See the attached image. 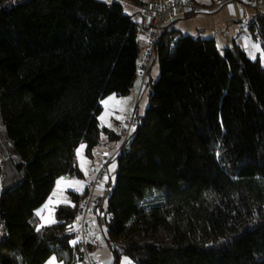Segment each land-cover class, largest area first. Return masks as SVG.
<instances>
[{"label":"trees","instance_id":"trees-1","mask_svg":"<svg viewBox=\"0 0 264 264\" xmlns=\"http://www.w3.org/2000/svg\"><path fill=\"white\" fill-rule=\"evenodd\" d=\"M138 32L118 0H0V264H81L86 190L68 191L54 223L39 226L35 210L57 177H82L76 149L92 156L100 100L130 91ZM153 53L148 106L133 111L105 206L92 203L111 264H264V66L177 29L161 28Z\"/></svg>","mask_w":264,"mask_h":264},{"label":"crops","instance_id":"crops-1","mask_svg":"<svg viewBox=\"0 0 264 264\" xmlns=\"http://www.w3.org/2000/svg\"><path fill=\"white\" fill-rule=\"evenodd\" d=\"M118 1L120 2V0ZM142 1L145 3L146 2H156L160 4V3H163L165 0H142ZM194 1L204 6L205 7L204 11L202 12L192 11V12H182V13L180 12V13H174L173 15H170V16H166L161 28L168 29V30L177 29L181 33L188 34L193 37L196 36V37H201V38H213L217 46L220 49H223L225 47H230L233 44H237L246 52L248 56L250 53L249 50H251L252 52H256V54H258L257 55L258 57L260 56L258 52V49L260 47L258 44L257 46H255L252 43L253 41L257 43V41L252 39L248 26L246 27V24L248 23V20L250 19V17H252L255 14V10H253L250 7L247 8L248 6L242 5L237 1H228V2H222L221 0H194ZM123 2L125 3L122 4V7L124 6L126 8H129L131 12L128 14H131V15L134 14V16H132L133 19L138 21L139 23L138 39L141 44V51L138 57V61H140L143 59L142 55H143L144 49L146 48V39L149 36L150 28L147 25L145 17L141 14V5L132 3L129 0H123ZM263 9L264 8H261L260 11L264 13ZM244 14L246 15L244 16ZM240 26H242V30L238 29ZM244 30L248 31V33L245 32ZM156 59H157L156 55L152 53L151 58H150V64L147 68L146 73L142 77L137 75L128 93H131L132 91V93L136 92L139 94L144 90L145 86L147 85L146 76H148L150 79V72L153 66H155ZM102 110H103V106H102ZM118 112L119 111L113 110V108L110 109L109 107H108V110L104 112L103 116L101 115V112H100L99 123L103 129L100 131L99 142L96 146H94L91 157H88L86 155L85 146L84 144H81L84 146L83 154L85 155V157L88 158L89 161H91L90 164L87 163L86 165L82 166L80 164L79 159L76 156L78 167L80 171L82 172V176H83V171L85 170L86 166H88L90 173H92V169L97 167V164L99 165L100 163L105 162L106 158L109 156L114 155V158H115V156L117 155L120 149V146L122 145V142L119 144V146L116 147V150L114 149L113 152L108 150V147L105 148V146H107V142L110 141L109 132H112V135L114 134V136H116L114 126H116V123L119 120L116 117V115L119 114ZM101 117L103 118L101 119ZM108 124L109 125L111 124L113 126V129L111 127H107ZM81 145H79L78 147H80ZM95 161H97L98 163L94 164L93 162ZM62 176L66 178H70L65 175H62ZM107 180L109 181V178ZM107 188L108 187L105 183L99 185L94 192L95 199L97 197L102 199V196L105 194ZM84 190L85 188L83 189V191ZM102 203L104 205L105 200L102 199ZM91 213L94 214L93 212ZM88 218H87L88 226L91 229V232L89 230V236L93 242L92 244H89L88 248L91 252L93 251L96 252V250L99 249L100 244L92 230V228L94 227L92 223H97V222L95 221L96 219L92 220V217H88ZM77 225H78L77 222L73 221V226L75 230L78 227ZM111 259H112L111 253L109 251V254L106 255L104 259H100L101 260L100 262L101 264H111Z\"/></svg>","mask_w":264,"mask_h":264},{"label":"rangeland","instance_id":"rangeland-1","mask_svg":"<svg viewBox=\"0 0 264 264\" xmlns=\"http://www.w3.org/2000/svg\"><path fill=\"white\" fill-rule=\"evenodd\" d=\"M104 1H108V0H104ZM120 2H121V4L125 3V2H123V0H120ZM247 8H249V7H247ZM261 8H264V7H261ZM252 9L254 10V8H252ZM123 11H124V13H130L131 12L129 8H126L124 6H123ZM132 16H134V14H132ZM246 27H247V24H246ZM246 30H244V31L248 33V31H246ZM194 37H196V36H194ZM252 43L255 46H257V44L259 45L260 48L258 49V52L260 55L259 56L260 62L264 66V51L262 50L261 45L258 42L255 43L254 41ZM249 51H250V53H249L250 58L258 57L257 56L258 54H256V52H252L251 50H249ZM158 74H159V64H158V60L156 59L155 60V66H153V68L151 69V72H150V79L148 76H146L147 77L146 78L147 79V85L145 86L144 90L139 94L136 92L132 93V91H131V93H126L123 95H117L115 93L106 94L100 100V104H101V106H103V110H101V115L103 116L104 112L106 110H108V107L110 109L113 108V110L119 111L118 112L119 114H117V115L115 114L116 117L119 119L117 121V123H119V122H122L123 120H125L126 118H128L129 114L131 112H133L134 110L137 111L138 115L143 114L145 108L148 106V103H149V93L151 91V83H153L157 79ZM109 97H114L115 99L108 100ZM105 100H108V103L106 105L101 103L102 101H105ZM117 123H116V126H114L116 136H114V137L110 136V139H109L110 141H108L109 143L107 142V146H105V148L108 147V150H110L112 152L114 151V149L116 150V147L119 146V144L121 142H123V140H124L123 136H120V134H119V131L117 129ZM101 125H102V123H101ZM107 127H111L113 129V126L111 124L110 125L108 124ZM107 138H106V140H107ZM130 139H131V137H129L128 140L126 141L127 144L130 142ZM78 148H80V155L79 156L76 155V156L79 159L80 164L82 166L86 165L87 163L90 164L91 161H89L88 158L85 157V155L83 154V148H81V146ZM76 154H77V152H76ZM93 163L97 164L98 162L95 161ZM97 166H98V164H97ZM116 167H117V163H116L115 158L112 159L111 161H109L107 164V170H108L107 171V177L109 178V181L106 180L105 184L107 185L108 188H111V186L114 184L115 175H116L115 174L116 173ZM91 175H92V173H90L88 166H86L85 170L83 171L82 177H79V178L78 177L66 178L63 176L58 177L55 180L54 186H53L49 196L46 198V200L41 205H39L36 208V212L40 213L38 215L40 217L39 218V221H40L39 226L56 222V218L54 215L55 206L58 205L59 203H66V202L70 201L68 191L73 190L75 192L81 193L83 191V189L85 188V181L87 179H89L91 177ZM62 177L64 178L63 180H61ZM57 181H60L59 186L57 184ZM45 205H47L48 207L45 208ZM103 206H105V204ZM88 217H92V220L96 219L95 213L94 214L89 213L87 215V218ZM95 221L97 223H92V225L94 226L92 228V230L95 234V237L99 241L100 246H99V249L96 250V252L93 251L91 253L97 259L100 260V259H104V257L109 254V249H108L106 241H105V231H106L105 224L104 223H98L97 219ZM90 232H91V229H90ZM52 258H55V256L50 255L45 260L44 264H49V262L52 260ZM53 264H59V262L57 261L56 258L53 261ZM120 264H135V263L133 261H131L127 256H122V258L120 260Z\"/></svg>","mask_w":264,"mask_h":264},{"label":"built area","instance_id":"built-area-1","mask_svg":"<svg viewBox=\"0 0 264 264\" xmlns=\"http://www.w3.org/2000/svg\"><path fill=\"white\" fill-rule=\"evenodd\" d=\"M115 1V0H109ZM222 2L237 1L242 5L260 9L264 7V0H221ZM204 6L196 3L194 0H165L163 3L146 2L141 5V14L145 17L147 25L150 28L149 36L146 39V48L143 51V59L137 63V75L143 76L150 64V58L153 53V47L156 39L159 35L163 21L166 16L173 15L174 13L182 12H202ZM246 14H244L245 16ZM242 30V26L238 28ZM137 124V119L133 112H131L125 120L117 124V129L120 136H123L124 140L128 139ZM114 159L113 156L106 158L105 162L100 163L97 167L92 169V175L85 181L86 193L82 201L81 212L75 217L74 221L77 222L78 227L76 229L77 242L81 245L84 251V257L81 264H101L89 250V244H92V240L89 236V226L87 215L92 212V203L95 197L96 188L104 184L107 177V164Z\"/></svg>","mask_w":264,"mask_h":264},{"label":"snow or ice","instance_id":"snow-or-ice-1","mask_svg":"<svg viewBox=\"0 0 264 264\" xmlns=\"http://www.w3.org/2000/svg\"><path fill=\"white\" fill-rule=\"evenodd\" d=\"M113 99H115L114 97H109L108 98V100H113ZM108 100H105V101H102L101 103H103V104H107L108 103ZM103 117H101V119H102ZM84 146L83 145H81V148H83ZM77 155L79 156L80 155V148H78L77 150ZM64 178L62 177L61 178V180H63ZM57 184H58V186H59V184H60V181H57ZM55 194V193H54ZM48 206L47 205H45V208H47ZM42 211V210H41ZM38 215L40 214L39 212L37 213ZM73 244H75L76 243V241H73L72 242ZM55 260V258H52V260L49 262V264H53V261Z\"/></svg>","mask_w":264,"mask_h":264}]
</instances>
